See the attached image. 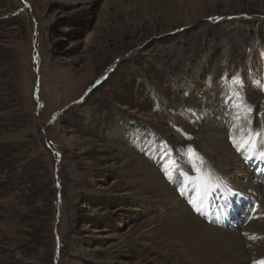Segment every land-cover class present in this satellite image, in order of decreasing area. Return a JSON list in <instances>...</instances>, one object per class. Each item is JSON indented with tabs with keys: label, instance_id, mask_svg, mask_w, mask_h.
<instances>
[{
	"label": "rangeland",
	"instance_id": "1",
	"mask_svg": "<svg viewBox=\"0 0 264 264\" xmlns=\"http://www.w3.org/2000/svg\"><path fill=\"white\" fill-rule=\"evenodd\" d=\"M261 85L264 0H0V264H191L181 213L264 252Z\"/></svg>",
	"mask_w": 264,
	"mask_h": 264
},
{
	"label": "bare ground",
	"instance_id": "2",
	"mask_svg": "<svg viewBox=\"0 0 264 264\" xmlns=\"http://www.w3.org/2000/svg\"><path fill=\"white\" fill-rule=\"evenodd\" d=\"M225 167L222 163H219L218 166H214L215 169L210 168V177L220 182L224 178L226 179ZM223 211H225L226 216L230 212L228 207H222L221 209H215L214 212L211 211L208 214L209 218H213L214 216L212 215L214 213H221L219 216L224 217ZM197 214L204 216L199 213ZM173 215L174 212L170 214V216ZM185 215L187 214L181 213L179 216L172 217L163 225L162 230L165 235L178 241V246H181L184 252H187L191 257V264H223L220 260L224 256L226 257V262H231V264H252L254 259L264 256L263 251L252 248L245 239L230 237L219 228L213 227L215 225L207 226L208 223L203 219L198 218L195 221L185 217ZM258 220L260 224L264 221V210L259 213ZM253 229L255 231L254 234H258L255 236L258 237L261 232L256 227ZM238 252H249L248 257L246 256V262H241L236 257ZM175 254L179 257L178 252Z\"/></svg>",
	"mask_w": 264,
	"mask_h": 264
},
{
	"label": "snow or ice",
	"instance_id": "3",
	"mask_svg": "<svg viewBox=\"0 0 264 264\" xmlns=\"http://www.w3.org/2000/svg\"><path fill=\"white\" fill-rule=\"evenodd\" d=\"M234 79L237 81L238 85L240 87H243V82L240 80L239 77H234ZM259 83V82H258ZM262 89H264V85H261ZM235 96H239V93H235ZM237 106H240L239 104ZM251 112L250 106L247 107V113ZM240 117L237 116V119ZM256 135H261L264 136V130H262L260 133H256ZM233 143L234 145L237 146V150L240 151L243 148L251 145L253 143L251 136L247 140H244L242 142H238L233 138ZM188 153H189V163L192 165L191 172L195 173V175H190L189 173H181L189 182L192 183H197L200 192H199V198L202 200L204 196L209 194V184H210V173L205 171L204 168V162H203V157L196 152L191 146L188 148ZM258 155L260 156L261 159H264V148H262ZM197 164L200 166L197 167ZM174 168H173V173L179 172L180 168L178 165H176V162H173ZM171 178V175L169 176ZM193 204V207L196 208L197 201H190ZM196 210H199L196 208ZM247 235V234H245ZM250 239H257V237L252 236ZM252 264H264V256L260 257L259 259H254L252 261Z\"/></svg>",
	"mask_w": 264,
	"mask_h": 264
}]
</instances>
